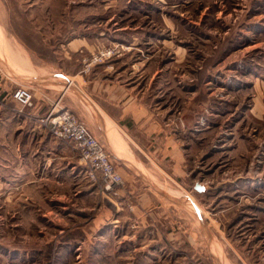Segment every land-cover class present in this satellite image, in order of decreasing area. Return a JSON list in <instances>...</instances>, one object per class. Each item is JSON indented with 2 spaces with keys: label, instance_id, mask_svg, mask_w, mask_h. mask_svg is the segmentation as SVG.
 <instances>
[{
  "label": "rangeland",
  "instance_id": "obj_1",
  "mask_svg": "<svg viewBox=\"0 0 264 264\" xmlns=\"http://www.w3.org/2000/svg\"><path fill=\"white\" fill-rule=\"evenodd\" d=\"M9 41L24 65L122 84L173 126L197 112L187 188L197 181L203 191L182 208L168 201L154 225L134 222L127 205L114 226L101 196L124 180L104 189L66 143L86 175L38 179L26 166L18 177L27 136L1 130L0 264H264V119L241 122L253 140L250 128L261 129L256 146L245 144V166L224 150L233 141L211 150L239 111L252 114L256 94L264 105V0H0V52ZM19 85L30 86L12 92ZM72 113L101 142L93 121Z\"/></svg>",
  "mask_w": 264,
  "mask_h": 264
},
{
  "label": "crops",
  "instance_id": "obj_2",
  "mask_svg": "<svg viewBox=\"0 0 264 264\" xmlns=\"http://www.w3.org/2000/svg\"><path fill=\"white\" fill-rule=\"evenodd\" d=\"M9 48L10 62L5 57V50ZM1 51L0 131L13 129L18 130L19 134L31 136L28 142L26 137L18 143V177L28 176L26 166L31 167L30 171L34 169L33 175L38 179H43L44 176L61 177L65 173H75L74 177L86 175L85 166L72 158L67 145L56 140L45 126L38 123L56 105L76 112L84 122L93 121L95 135L125 181L124 186L101 196V201L109 203L112 218L107 222L118 226L116 223H120L122 216L126 214L127 205H130L134 222L154 225L156 219L153 221L152 215L157 211L160 215V210L167 207L168 201L170 207L182 208L184 202H191L195 198L194 193L203 191V188L197 187V181L193 186L195 192L187 188L190 173L188 155L193 149V135L197 133V112L183 111L180 124L173 126L164 121V112H156L141 95L132 93L122 84L106 83L104 78L88 79L83 73L69 75L48 65H24L22 57L18 56L22 52H18V45L11 41L8 42V48L6 45ZM22 83L33 89V105L27 112L28 115L25 112L18 113V104L11 95L15 84ZM262 98L260 93L255 95L249 108L252 114L239 111V118L232 120L224 131L221 145H211L212 151L233 141L234 144L228 143L230 146L224 150L235 152L233 158L245 166V144L253 141L256 146L261 129L257 131V125L250 128V135L255 137L253 140L247 137V126L245 122L241 125V122L250 117L259 124L264 119ZM9 104L14 106L11 108ZM185 137L190 142L185 143ZM260 142L263 144V139ZM251 160V166H258L259 160L256 157ZM57 163H61L62 167L54 172ZM75 194L80 198L87 195L81 191ZM102 211L101 206V216ZM145 217L148 219H144ZM137 219H140L139 222Z\"/></svg>",
  "mask_w": 264,
  "mask_h": 264
},
{
  "label": "built area",
  "instance_id": "obj_3",
  "mask_svg": "<svg viewBox=\"0 0 264 264\" xmlns=\"http://www.w3.org/2000/svg\"><path fill=\"white\" fill-rule=\"evenodd\" d=\"M106 54L109 55L110 52ZM12 98L20 105L17 111L23 114V108L33 105L32 88L19 85L13 90ZM40 121L44 123L51 136L70 145L77 152L79 159L89 168L90 173L100 174L104 189L112 190L123 184V178L105 147L71 110L54 105Z\"/></svg>",
  "mask_w": 264,
  "mask_h": 264
},
{
  "label": "bare ground",
  "instance_id": "obj_4",
  "mask_svg": "<svg viewBox=\"0 0 264 264\" xmlns=\"http://www.w3.org/2000/svg\"><path fill=\"white\" fill-rule=\"evenodd\" d=\"M67 85V84H66ZM93 107V106H92ZM201 219V218H200Z\"/></svg>",
  "mask_w": 264,
  "mask_h": 264
}]
</instances>
